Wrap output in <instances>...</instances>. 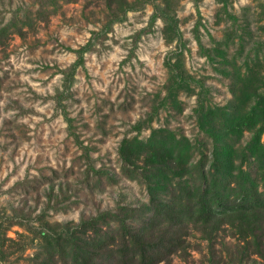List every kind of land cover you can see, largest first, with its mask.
<instances>
[{"label": "rangeland", "instance_id": "rangeland-1", "mask_svg": "<svg viewBox=\"0 0 264 264\" xmlns=\"http://www.w3.org/2000/svg\"><path fill=\"white\" fill-rule=\"evenodd\" d=\"M0 29V264H43L63 225L99 212L135 207L140 224L147 181L163 198L177 176L198 184L214 173L215 139L219 179L234 185L243 169L264 189L251 151L260 118L226 128L264 109V0H0ZM153 135L185 170L166 163L148 180L144 162L120 157L124 138ZM259 140L262 153L264 130ZM181 233L157 264H264V246L227 222Z\"/></svg>", "mask_w": 264, "mask_h": 264}, {"label": "trees", "instance_id": "trees-1", "mask_svg": "<svg viewBox=\"0 0 264 264\" xmlns=\"http://www.w3.org/2000/svg\"><path fill=\"white\" fill-rule=\"evenodd\" d=\"M0 30L2 34L4 29ZM167 63L174 67L170 60ZM176 75L183 77L181 71ZM256 107L257 110L253 109L243 119L233 118L226 128L237 133L244 127L255 126L260 118L262 125L253 135L251 151L258 155V169L264 173V152L258 153L259 135L264 130V109ZM154 140V135L148 142L124 138L119 146L120 157L130 164L144 162V171H140V175L148 180V175L154 174L155 170L163 173L160 168L166 163L183 169L185 160L180 151L166 141ZM150 141L153 143L149 144ZM221 148L215 139L212 163L215 174L210 176V172L203 169L200 173L202 181L198 184H189L188 177L177 176L180 190L167 198L156 196L157 181H147L150 214L140 224L133 223L127 215L135 207L122 206L117 212L106 210L88 218L82 217L74 225H63V231L56 235L59 247L48 249L43 264H157L183 248L185 238L181 229L194 226L213 230L223 222L237 227L243 239L251 237L256 246H264L261 230L264 223V189H259L255 178L243 169L239 171L234 185L223 183L217 175L221 168L225 169ZM247 155L244 150L246 159ZM107 219L117 221L113 231L102 229L101 223H107ZM1 226L0 223V230ZM41 232L44 233L43 230ZM87 232L90 234L88 237H81ZM255 248L262 254L263 247Z\"/></svg>", "mask_w": 264, "mask_h": 264}]
</instances>
